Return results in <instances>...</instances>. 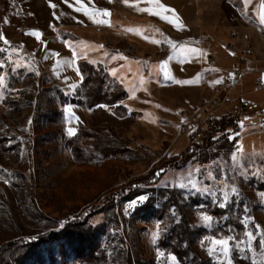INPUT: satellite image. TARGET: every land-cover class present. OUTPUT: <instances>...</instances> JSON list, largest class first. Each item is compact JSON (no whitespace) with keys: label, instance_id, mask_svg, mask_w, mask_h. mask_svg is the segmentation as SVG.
Masks as SVG:
<instances>
[{"label":"rangeland","instance_id":"obj_1","mask_svg":"<svg viewBox=\"0 0 264 264\" xmlns=\"http://www.w3.org/2000/svg\"><path fill=\"white\" fill-rule=\"evenodd\" d=\"M228 1L158 0L175 10L183 24L178 29L158 15L136 10L159 11L157 0H0V49H5L0 51V76L4 78L0 84V138L8 148L0 154V264H123V252L121 257L116 254L125 247L122 241L133 255L138 253L143 264H178L173 253L158 247L162 230L154 209L160 199L153 188L166 187L179 188L186 200L200 198L212 205L232 206L233 215L242 209L244 232L240 236L236 232L197 236L201 255L209 256L215 264H239L237 256L264 264V247L260 246L264 241L263 108L241 116L227 111L223 116L236 117L240 129H229L226 146L216 148L223 144L218 138L215 158L201 162L195 157L178 168L172 159L188 145L194 150L197 144L187 141L189 125L179 130L181 120L177 124L169 120V109L164 106L175 99L186 110L198 109L202 88L195 76L187 80L195 62L184 55L183 42L199 41L202 35L205 38L227 17V10L231 12ZM163 14L172 16L171 12ZM31 32H39L40 38ZM126 36L134 53L121 44ZM81 60L105 70L111 64L129 67L125 77H131L149 95L155 96L157 89L164 102L150 99L138 113L129 110L122 99L119 104L124 103L126 114L124 109L105 105V112L93 115L78 66ZM165 72L171 78H165ZM142 75L153 81L160 78L161 83L148 86ZM255 76H244L243 97L264 107V88L252 82ZM116 86V79L107 74L105 88L112 91ZM224 105L231 107L230 101ZM182 110L178 108L179 114ZM81 128L106 136L115 134L139 153L110 158L98 155L88 163L77 162L65 138ZM69 129L74 134L70 135ZM211 129L204 128V136ZM233 154L239 157L238 163ZM167 161L172 163L164 166ZM156 168L162 173L158 181L137 183ZM111 196L116 206L102 208ZM202 205L189 213L194 228L210 230L224 223L226 216L219 220L202 211ZM205 215L211 218L208 223L203 220ZM84 219V228L99 229L83 243L64 237L40 240ZM230 229L234 231L232 226ZM248 232L254 239H249ZM228 238L226 257L219 252L209 254L213 239ZM93 241L95 244H90ZM13 242L18 243L15 248H6Z\"/></svg>","mask_w":264,"mask_h":264},{"label":"trees","instance_id":"obj_2","mask_svg":"<svg viewBox=\"0 0 264 264\" xmlns=\"http://www.w3.org/2000/svg\"><path fill=\"white\" fill-rule=\"evenodd\" d=\"M121 44H126L125 41H121ZM130 52H133V47H129ZM78 66L80 71L83 74V83L86 86V102L87 106L92 109L93 115L99 113V111L105 112L104 106L109 107L117 106L121 110L126 109L119 102L127 96L126 90L123 86L118 85L112 91H108L105 88L107 73L104 67L99 66L97 68L92 63L88 61H79ZM75 101V100H73ZM229 129H240V122L236 117H226L222 116L221 118L216 119L215 126L212 127L209 133H207L201 144H197L194 150H191L190 146L186 147L180 156H175L172 160H175V166L179 168L182 167L186 162L192 158H197L201 162H208L212 158H215L216 151H214V145L218 138L222 139L223 144L217 146L216 148H221V146H226L228 138L226 137ZM66 139V146L72 153V156L75 161L80 163H88L94 157L101 155L104 158L123 156L126 153L138 154L136 150L130 148L127 144L128 141L123 138L117 137L115 134L104 135L99 131H92L87 128H81L77 134ZM5 139L0 138V154L8 150L4 145ZM172 162L167 161L164 163V166H168ZM156 169H152L149 173L141 176L137 183H155L158 181L162 173H158ZM154 192H157L160 205L154 209V214L158 221L161 222V238L158 241V247L173 253L177 260L178 264H215L212 259L207 255H201L196 247V238L197 236H202L205 234H231V232H236L238 236L244 232L245 227L241 222L240 215L242 209L239 208L237 215L230 214L232 206L220 207L218 205H212L209 201L202 200L200 198L191 201L186 200L183 197L182 191L177 188H159L154 189ZM111 196L108 199H105L102 208H106L111 204L112 207H115L114 199ZM157 199V198H154ZM151 203V202H150ZM202 211H207L214 217H217L219 220H222L226 216L224 223L216 227L215 229H206V228H194L191 224V218L189 216L190 211L194 212L195 207L199 206ZM40 216H43L37 211ZM84 220L72 221L68 223L65 228L58 231H53L51 235H48L47 238L45 235L40 237L41 241H52L57 240L60 237L70 238L72 241H78L83 243L87 241L88 237H94L97 234L99 227L95 228L89 226L87 229L84 228ZM233 227L234 231H231L230 227ZM59 237V238H58ZM124 242V248L122 251H117V256L121 257L123 252L122 259L123 264H143V260L140 258L138 253L135 255L132 253V249L127 246L126 241ZM18 243L13 242V244L5 245L6 248L13 249ZM90 244H95L93 241ZM5 248V249H6ZM4 249V248H2ZM3 250L0 251V253ZM115 256V260L119 262L120 259ZM236 261L239 264H252L249 261L236 257Z\"/></svg>","mask_w":264,"mask_h":264},{"label":"crops","instance_id":"obj_3","mask_svg":"<svg viewBox=\"0 0 264 264\" xmlns=\"http://www.w3.org/2000/svg\"><path fill=\"white\" fill-rule=\"evenodd\" d=\"M228 2L230 4L229 6L231 7V12L229 13V10H227V17H225V19H221L212 31H208V34H206L205 38L202 35L201 38H199V41L184 39L183 42L184 55L187 56L189 60L191 59L193 62H195V64L192 66L193 74L189 75L187 80L189 79L190 81V79L195 76L198 79L199 84H201L202 91L200 92V95L197 96V98L199 96H201V98L210 96L213 93L212 89H214V86L216 85L213 82L216 80H221L223 72L231 67L235 60L239 58L238 55L228 48L227 44L231 39L233 26L231 21L232 19L234 20V17L242 19L240 15L244 18L242 19L243 22L240 27V33L243 37L244 44L250 45L254 50L253 55L243 58L244 62L248 63L254 68V70L249 72L256 73V76L251 79L252 82H254L257 87H259L257 85V80L261 79L264 82V71H261V66H264V41L262 40V36H264V25H261L258 15V13L261 11L259 7L260 0H252V3L247 8H245L243 0H230ZM122 41L126 42L128 50L130 49L129 47H133L134 49L132 53H134L135 47L130 42V38L126 36L122 39ZM188 49H197L199 50V54L194 55L188 51ZM256 56L261 58V65H257L255 63ZM124 66L115 67L111 64L106 68V70L107 74H109L110 77H114L118 85L123 86V88L126 90L127 96L122 101L131 107L129 110L140 113L141 109L139 108L143 105L142 103H145L150 99L158 103L164 102V97L158 95L157 89L155 90V96H153V94L149 95V92L134 83L131 77H125L124 72L127 71V69L129 70V67L125 69ZM113 72H115V75H113ZM141 79H143V81L146 80L148 86H151L152 83H161L160 78L153 81L151 77L145 78L142 75ZM245 81L246 79L243 77L241 82H239L232 89L230 93V100L225 101L217 109L218 115L223 116L227 113V111H231V109L241 100L257 102L255 100H250L243 97L241 85ZM171 101L173 102L172 104H165L164 106L169 109L167 113L169 120L177 124L181 120L178 108L180 110L184 108H182L181 104H178L175 99H172ZM228 101H230L231 107L226 109L224 104ZM121 104L125 107L124 103Z\"/></svg>","mask_w":264,"mask_h":264},{"label":"built area","instance_id":"obj_4","mask_svg":"<svg viewBox=\"0 0 264 264\" xmlns=\"http://www.w3.org/2000/svg\"><path fill=\"white\" fill-rule=\"evenodd\" d=\"M242 19L234 18V24L231 32V39L228 41V48L239 56L231 67L226 69L222 74V82L214 86L213 93L210 96L203 97L200 100L198 109L181 111V121L179 123V130L184 126L189 125L188 141L190 145L199 144L204 138V128L213 127L216 124L218 117L217 109L225 101L230 100V93L232 89L241 82L245 74L254 70L248 63L244 62V57L254 54V50L250 45H245L243 37L240 33ZM264 41V36H262ZM255 63L261 65V58L255 57ZM261 71H264V66H261ZM257 85L264 87V82L259 79ZM263 107L258 102L249 100H241L234 106L230 114L233 116H241L261 110Z\"/></svg>","mask_w":264,"mask_h":264},{"label":"snow or ice","instance_id":"obj_5","mask_svg":"<svg viewBox=\"0 0 264 264\" xmlns=\"http://www.w3.org/2000/svg\"><path fill=\"white\" fill-rule=\"evenodd\" d=\"M252 3V0H243V4H244V6H245V8H247L250 4ZM157 8L159 9V11H153L152 9H147V8H139V7H137V11L138 12H145V11H147V12H149V14H151V15H158V16H160V18L161 19H163V20H165V21H167L168 23H171V24H173V26H175V27H178V29H182L183 28V24H182V22H180L179 21V17L178 16H176V14H175V10L174 9H170V8H166L164 5H162V4H159L158 3V0H157ZM52 7H55V5H52ZM259 7H260V9H261V11L258 13V15H259V20H260V23H261V25H264V0H260V5H259ZM77 11H83L84 9H82V8H77L76 9ZM165 12H171L172 13V16L171 17H169V16H167V15H164L163 13H165ZM85 14L86 15H89L90 16V18H92L91 17V15L87 12V11H85ZM97 14L99 15V14H103V15H109V13H107V12H97ZM58 18V17H57ZM5 22L7 23V20H5ZM93 22H95V23H109L108 21H101V20H94ZM127 31H137V32H139V31H141L140 29H126ZM158 31V30H157ZM29 34H31V35H34V36H36V38L37 39H39L40 38V33L39 32H31V33H29ZM3 37H2V34H0V39H2ZM153 42H156V43H159L158 41H153ZM169 43H171V41H168ZM4 43H8V41H7V39H4ZM102 47V46H101ZM173 47H175V45L173 44ZM0 51H5V49H0ZM13 51H15V49H13ZM188 51H190L191 53H193L194 55H197V54H199V50H197V49H188ZM113 59H116V57H113ZM169 59H171V57L169 58ZM59 63V62H58ZM164 63H166V62H164ZM3 66V64L2 63H0V67H2ZM20 65L19 64H17V67H19ZM218 71V70H217ZM113 75H115V72H113ZM164 75H165V78H171V77H169L168 76V73L167 72H165L164 73ZM3 77L2 76H0V84H3ZM142 82V81H141ZM177 83H189V81H176ZM222 82V79L221 80H216V81H214L213 83L214 84H218V83H221ZM157 107H159V106H157ZM68 111L70 112L71 111V109H68ZM241 126H243V122H241ZM69 134L70 135H72V134H74V130L73 129H69ZM232 159H233V161H235V162H237L238 163V161H239V157L236 155V154H233V157H232ZM233 190V192H235V189L233 188L232 189ZM227 196V194H225V197ZM141 199H143V198H141ZM224 205L223 204H221V207H223ZM210 217H208V216H203V220H204V222L205 223H208L209 221H210ZM258 227V226H257ZM246 235L249 237V239L251 240V239H254V237L252 236V233L251 232H248V233H246ZM229 239H231V238H228V239H213L212 241H211V244L213 245L212 247H210L209 249H208V252H209V254L210 255H212V254H214V253H217V252H219V253H221L223 256H227V254H228V252H229ZM261 247H264V241H262L261 242V245H260ZM219 258V257H218ZM174 259V258H173Z\"/></svg>","mask_w":264,"mask_h":264}]
</instances>
